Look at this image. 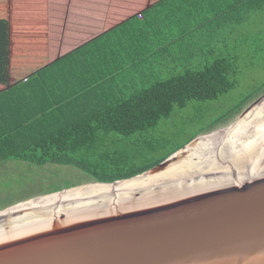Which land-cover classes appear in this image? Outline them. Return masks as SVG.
<instances>
[{
	"label": "crops",
	"instance_id": "crops-1",
	"mask_svg": "<svg viewBox=\"0 0 264 264\" xmlns=\"http://www.w3.org/2000/svg\"><path fill=\"white\" fill-rule=\"evenodd\" d=\"M243 6L246 16L248 0H0L11 33L8 74L0 60V130L102 107L171 75L181 54L204 56L206 42L235 36Z\"/></svg>",
	"mask_w": 264,
	"mask_h": 264
},
{
	"label": "water",
	"instance_id": "water-1",
	"mask_svg": "<svg viewBox=\"0 0 264 264\" xmlns=\"http://www.w3.org/2000/svg\"><path fill=\"white\" fill-rule=\"evenodd\" d=\"M245 114L237 120L235 127L239 125L245 131L250 127L260 129L264 125V100L257 101L255 108L241 120ZM234 132L237 131L232 126L224 134L214 135L205 143L208 151L205 146L195 145L188 153L194 156L191 159L185 156L186 171H191L202 160L206 165L218 152L219 161L227 148L226 143L231 140L229 136ZM214 139L217 147L212 146ZM258 144L255 158L262 152V141ZM210 147H214L211 152ZM262 155L263 158L249 169H242L240 174L238 170L232 172L233 177L212 189L208 196L195 193L197 196L190 194L186 199L179 198L171 203L169 200L184 183L181 181L183 171L175 177L172 174L159 176L154 181L149 176L152 172H147L113 183L95 182L110 187L132 183L147 175L151 178L147 185L134 186L126 191L124 203L107 206L112 211L106 217L96 215L102 209L96 206L83 218H76L77 221L69 226L71 228H57V220L73 217V207L86 203L89 196L81 197V193L76 195L79 196L77 199L65 200L56 216V224L49 230L43 225L36 231H29L34 224L53 222L50 216L43 223L32 220L35 222L24 224L6 220L21 209L3 215L0 217V264H264ZM165 162L153 172L174 171L175 164ZM164 200V208L153 214L156 205H161ZM48 203L45 202L44 207ZM36 205L28 208H38ZM149 217L152 218L151 226L145 225Z\"/></svg>",
	"mask_w": 264,
	"mask_h": 264
},
{
	"label": "trees",
	"instance_id": "trees-1",
	"mask_svg": "<svg viewBox=\"0 0 264 264\" xmlns=\"http://www.w3.org/2000/svg\"><path fill=\"white\" fill-rule=\"evenodd\" d=\"M263 4L264 0H248L245 11V14L248 12L247 17L242 16L244 6L239 9V31L244 29L242 24L248 23V17L254 10L260 11ZM165 25L170 27L167 22ZM9 33L10 23L0 19V60L4 61L7 74L10 59ZM206 46L203 49L206 51L204 56L187 58L179 54L180 59H183V63L179 64L183 72L165 79L161 78L167 76L159 75L155 81L130 95L109 96L106 101L104 99L105 106L94 105L86 110L84 104L71 113L63 112L65 115L55 121L51 120V114L54 113H47L44 122L41 118L29 119L24 125L25 121L17 124L14 120L12 127L0 130V163L16 161L38 167L46 164L73 167L97 183L128 180L153 170L184 148L198 133L222 121L264 92L262 89L248 94L228 115L218 117L194 136L179 141L180 137L186 135L185 126L189 127L196 119L202 118L197 109L187 121L186 109L189 106L201 108L200 105H205L207 112L213 111L210 103L237 89L244 79V69L238 64L234 66L233 59L240 57L239 53L235 57L232 55L233 49L238 48L234 36L217 42H206ZM258 48L259 45L255 54ZM251 65H244L245 69L248 70ZM256 68V65L252 66V69ZM173 118H180L182 122L170 129L166 123L172 122ZM38 122L39 125L36 124ZM64 184L69 185L67 182ZM58 189L60 187L56 185L45 193Z\"/></svg>",
	"mask_w": 264,
	"mask_h": 264
},
{
	"label": "rangeland",
	"instance_id": "rangeland-1",
	"mask_svg": "<svg viewBox=\"0 0 264 264\" xmlns=\"http://www.w3.org/2000/svg\"><path fill=\"white\" fill-rule=\"evenodd\" d=\"M19 2L20 1H18L17 4H19ZM257 17L259 18V20ZM242 26L244 27V29H241L240 31L238 30V32L236 33L237 36L235 35L236 38L234 36V40L237 41L238 48L236 50L233 49L232 55L234 57L238 53L240 55V57L233 60L234 66H237L238 64L244 69L243 81L240 83L237 89L230 92L227 96L219 99L218 101L210 103L211 108L214 109L213 111L211 110L207 112V109L204 108L205 105H200L201 108H194L192 107V105L189 106L186 109L187 116L185 118L187 121H189L194 116L192 113H194L195 111L197 112V109H199V113L202 115V118L196 119V121L194 123H191L189 127L185 126L184 134L186 135L180 137L179 141H185L191 136H194L195 134L200 132L198 130L210 126L218 117L221 118L225 115H228L229 111L233 110V108L238 105L239 102L248 94L257 93L259 92V90L264 89L262 88L264 84V4L263 8L260 11L255 12L254 10L253 14L248 17V23L246 25L242 24ZM258 45L259 48L257 50V54H255V49L256 47H258ZM225 53L228 54V52ZM246 64H252L248 70L247 68L245 69L244 65ZM253 65H256L257 68L252 69ZM178 72H183V69H178L175 73H172L171 75H168L167 77L161 79L173 76ZM261 100H264V92L247 101L237 111L233 112L232 114H230V116L224 118L222 121L214 124L209 129L198 133L194 140H192L187 146L179 150L174 156H172L164 163L166 164L167 162H169V165H171L172 163L175 164V172L172 175L175 177L178 175L177 173L183 171L181 179H186L187 175H189V172L187 171L184 173V167L187 163L184 162L185 159H180L179 156L183 153L181 156L185 157L186 155H184V153L188 152L187 150L191 147H195V145L197 146L200 143L205 142V140H210L214 135L216 137L219 134H224L226 130L231 129L232 126L233 130H238L240 128L239 125L236 127L234 126L236 125L237 120L244 113H246L245 116L241 119L243 120L246 115L255 108V103ZM171 121L172 122L169 121L168 123H166L170 129L182 122L180 118H173ZM165 126V123H163V129H165ZM223 128L224 130L221 131ZM166 129L168 130V128ZM246 130L247 131L245 132H248V129ZM215 145L216 142L214 139L212 146L215 147ZM223 147L224 146H222V148ZM212 149L213 148L210 147L209 151L211 152ZM189 155L190 154H188V156ZM179 167H181V170L179 169ZM153 171L155 170L149 171L152 172L149 174V176L152 178V181L158 179L160 176L159 174H154ZM138 181L141 182L138 183ZM142 181L143 179H138L136 181H133L132 184H134L135 182L138 183L137 186H143L147 185V182H149L145 181L142 183ZM64 182H67L69 185L65 186ZM153 183L155 182H151V184ZM56 185H58L60 189L55 192L45 193V191L52 189V187ZM117 186L118 185H115L114 187ZM90 187H94L95 190L97 188H109L96 185L95 182L87 175L83 174L81 171L73 167L56 166L51 164H46L42 167H38L24 162L16 161L0 163V217L3 215L6 216L13 212L15 213L16 211L23 209L24 207L28 208L32 204L50 202L51 200L55 201L61 197L65 199L66 202L68 201V199L74 200L79 197L76 195L81 193V197H84V195H86L89 197L94 196V198H96L95 194H85L87 192V189ZM133 187L134 186L129 187L130 189H122L116 195H124L126 191H130ZM66 192L68 193L65 194Z\"/></svg>",
	"mask_w": 264,
	"mask_h": 264
},
{
	"label": "bare ground",
	"instance_id": "bare-ground-1",
	"mask_svg": "<svg viewBox=\"0 0 264 264\" xmlns=\"http://www.w3.org/2000/svg\"><path fill=\"white\" fill-rule=\"evenodd\" d=\"M250 129L251 127L248 128V132H245V130L242 128H239L238 130L235 129L237 132L232 133L229 136V139L231 140L228 143H226L227 148L222 155L223 159L221 161L223 165H221V167L217 166L215 168L214 162L217 160L219 156V153H218L216 157L213 160H210L206 165L204 166L201 165L199 168H197L196 166L195 174H192L191 176L187 177L184 180V183L179 186L177 192L173 195V198H171L168 203H171L173 200L176 202L179 198L186 199V197L189 196L190 194L192 196H197L195 195V193L200 194V195L205 193V195L208 196L212 189L214 188L216 189L218 185L226 183V181L232 178L233 177L231 174L232 172H235L238 170L240 174L242 169H249L252 165L258 162L259 158L262 159L263 155L261 156V154H264V134L261 132L264 131V125L258 130L256 128L251 129V130ZM260 134L262 137H259ZM261 141L263 143V145L260 147L262 152L260 155L257 154L259 156L255 158L256 156L254 155V153L259 151L258 143ZM193 156L189 155L188 157L186 156V158L191 159ZM179 158L186 159L184 156H179ZM184 162H186V160H184ZM211 162L212 164H210ZM188 166H189V163H188ZM175 168L176 166L174 167V171H175ZM179 169L181 170V167H179ZM186 170H187V167H184V173L186 172ZM174 171L165 170L161 173L159 172L158 174L161 177H164L169 174H173ZM144 181L145 180H143L142 183ZM138 183H134V184L128 183L125 185H118L117 187L111 186L108 189L97 188L95 190L94 187L88 188L85 194H95L96 198H94V196L89 197V199H92V200H89L83 204L79 203L76 206H74L72 209L74 216L66 220L58 219L57 222L59 224L58 226L56 225L57 228L62 229V227L67 228L71 226L76 220V218H81L79 216H82L83 218L86 214L91 212V210L95 209L96 206L102 207L101 210L97 211L96 215L98 217H101V216L106 217V214H109L112 211V209L107 208V206L111 207V206H114L117 202H118V205L125 202L124 195L126 193H124V195H116V194H118L119 191L122 189H125V188L130 189L129 187L137 186ZM104 200H107V201L104 203H101ZM63 203L65 204V199L63 198L60 199V201L51 200L50 203L46 205V207H44L45 202L37 203L36 207L38 208L29 209V208L24 207L19 212L6 218V220H9L12 222H20L24 224L40 220L43 223L44 221L49 220V216H50L51 220L52 219L54 220L53 222H46L42 225L34 224L32 228L31 226L28 227L29 229L31 228L29 230L30 233L32 229H35L36 231L37 228L39 229L41 226L43 227V225L45 226L46 229L49 230L51 227H53V224H56V216L59 215V210ZM164 204H166L165 200L162 202L161 205H156L157 209H154L152 211L153 214L161 211L162 208H164L162 207ZM32 220H35V221H32ZM151 220L152 218L149 217L146 220L147 223L145 225L149 224V226H151L152 224V222H150ZM149 226H147V228H149Z\"/></svg>",
	"mask_w": 264,
	"mask_h": 264
},
{
	"label": "flooded vegetation",
	"instance_id": "flooded-vegetation-1",
	"mask_svg": "<svg viewBox=\"0 0 264 264\" xmlns=\"http://www.w3.org/2000/svg\"><path fill=\"white\" fill-rule=\"evenodd\" d=\"M222 130H224V128H223ZM222 130H221V131H222ZM193 140H194V139H193ZM208 141H209V140H208ZM206 142H207V140H205V142L200 143L199 145L205 146L206 151H208V150H207L208 146L205 144ZM188 144H189V143H188ZM188 144H187V145H188ZM187 145H186V146H187ZM192 149H193V147H191L190 149H188L187 151H189V152L184 153V155H188V153H190ZM218 149L220 150L221 148H218ZM222 152H223V151H222ZM176 153H177V152H176ZM176 153H175V154H176ZM205 153H207V152H205ZM218 153H219V152H218ZM218 153H217V154H218ZM223 153H224V152H223ZM223 153H222V155H223ZM175 154H173V155H171V156H174ZM208 154H210V152H209ZM181 155H182V154H181ZM181 155H180V156H181ZM171 156H170V157H171ZM170 157H169L168 159H170ZM218 158H219V157H218ZM218 158H217V160H216L214 163L217 164V166L221 167V165H223V164L221 163L223 157L220 158L219 161H218ZM168 159H167V160H168ZM213 159H214V158H212L211 160H213ZM167 160H166V161H167ZM203 162H204V161L202 160L201 162L198 163V165L202 164ZM208 162H209V161H208ZM208 162H207V163H208ZM207 163H206V164H207ZM211 163H212V162H211ZM211 163H210V164H211ZM198 165H197V168H199ZM202 165H204V164H202ZM195 169H196L195 167H194L193 169H191V171H189V175H187V177L191 176L192 174H195ZM221 169H222V168H221ZM144 174H145V173H144ZM154 174H158V173H154ZM187 177H186V178H187ZM150 179H151V178H148V175H147V176H144V178H143V180H145V181H151ZM184 180H185V179H181V181H184ZM69 188H70V187H69Z\"/></svg>",
	"mask_w": 264,
	"mask_h": 264
}]
</instances>
